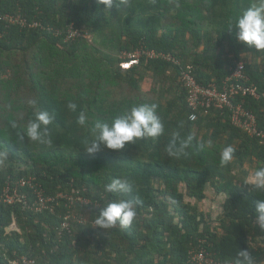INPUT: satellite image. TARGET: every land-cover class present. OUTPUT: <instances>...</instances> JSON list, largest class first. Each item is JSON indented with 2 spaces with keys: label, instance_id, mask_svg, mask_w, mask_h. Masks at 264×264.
<instances>
[{
  "label": "trees",
  "instance_id": "trees-1",
  "mask_svg": "<svg viewBox=\"0 0 264 264\" xmlns=\"http://www.w3.org/2000/svg\"><path fill=\"white\" fill-rule=\"evenodd\" d=\"M255 2L114 0L106 9L98 0H0V151L8 153L0 159V197L23 179L33 186L20 188L29 206L0 200V264L19 257L36 264H190L189 252L201 240L216 260L237 263L238 251L248 250L255 264H264L256 213L264 192L246 185L264 166V145L235 128L229 110H201L191 120L181 82L182 69L191 67L199 84L221 86L243 62L250 83L264 92V50L238 42L236 30L228 29ZM71 29L78 36L68 39ZM32 99L55 117L51 146L17 137L34 116ZM143 103L159 105L162 136L94 155L83 149L89 132L77 123L81 111L91 126ZM245 109L264 129V100L247 98ZM181 122L182 137L211 144L177 159L165 148ZM227 145L235 147L234 159L221 166ZM113 178L130 179L133 191L106 194ZM73 189L89 203L69 207L57 199L37 211L34 192L55 198ZM208 192L219 200L213 215L198 207ZM120 199L140 201L131 226L96 227L99 209ZM68 214L69 228L62 230Z\"/></svg>",
  "mask_w": 264,
  "mask_h": 264
},
{
  "label": "clouds",
  "instance_id": "clouds-1",
  "mask_svg": "<svg viewBox=\"0 0 264 264\" xmlns=\"http://www.w3.org/2000/svg\"><path fill=\"white\" fill-rule=\"evenodd\" d=\"M114 0H98V3L105 5L106 9H111ZM228 29L236 30L238 42L254 47L256 50H264V0H256L255 3L240 11L229 21ZM28 104L34 109V116L29 119L22 129L17 133V137L28 142H33L41 146H51L53 141L50 134V125L55 117L49 111L38 107L35 99L29 100ZM67 107L73 112L77 105L69 102ZM11 108V105H9ZM159 105L157 103H143L124 111L114 117L110 122L97 119L91 126L88 125V118L85 112L81 111L77 117V123L85 127L89 136L83 141V149L90 155L101 151L102 148L109 150H122L127 143H136L141 139L156 140L165 132L164 123L158 114ZM195 119V116L190 117ZM11 129H16V122L9 121ZM184 123L171 134V139L166 145L165 151L169 157L179 159L189 155L190 150L203 151L211 144V141L197 140L193 144L194 137L188 135L182 137L181 131ZM236 149L232 145L223 147L220 152V165L227 166L234 159ZM7 151H0V159H7ZM246 185L252 189L264 192V166L258 167L248 178ZM134 182L128 178H113L104 185L103 191L113 194L131 193ZM139 200L120 199L109 201L95 214L94 225L103 230L113 228L119 224L121 228L131 226L136 218V206ZM257 222L264 228V199L260 200L256 206ZM237 264H255V261L248 250H240L237 253Z\"/></svg>",
  "mask_w": 264,
  "mask_h": 264
},
{
  "label": "built area",
  "instance_id": "built-area-1",
  "mask_svg": "<svg viewBox=\"0 0 264 264\" xmlns=\"http://www.w3.org/2000/svg\"><path fill=\"white\" fill-rule=\"evenodd\" d=\"M9 22L14 23L13 17L6 18ZM16 22H18L16 20ZM34 24V27H37ZM78 36V32L69 31L68 39ZM148 56L155 57L154 53L148 54ZM136 58L138 56H135ZM130 59H133L131 56ZM138 63L137 60H132L129 64ZM177 63V62H176ZM128 67V64L125 65ZM191 67L182 69L181 82L187 91V104L189 105L192 114L190 117L195 116L194 112L203 110L206 115L208 109L216 108L218 110H229L231 124L246 133L247 135L256 139L261 145H264V129H261L258 125L257 117L253 111L245 109V102L247 98H251L255 101L264 100V92H259L257 87L250 83V79L246 73V67L243 62H238L233 69L230 70V74L221 83V86L215 84H209L208 86L199 84L195 79ZM194 119V120H195ZM193 120V119H191ZM33 188L32 181L21 180L17 188L12 189L8 186L4 191L0 200L4 203L15 204L16 202H24L25 197L20 195V188ZM36 195L37 211L42 212L50 209L49 204H53L57 199L66 200L69 207H74L79 204L81 206L87 205L89 200L80 196V192L73 189L70 194H58L55 198H45L41 193L34 192ZM25 205L28 203L24 202ZM52 210V209H51ZM71 215L68 214L65 221L62 223V230L69 228V219ZM76 220L83 222L82 217L79 219L75 216ZM206 242L201 240L199 246L190 250L189 263L190 264H237L236 262H222L216 260L206 249ZM11 264H36L35 260L27 257H19L11 262Z\"/></svg>",
  "mask_w": 264,
  "mask_h": 264
},
{
  "label": "rangeland",
  "instance_id": "rangeland-1",
  "mask_svg": "<svg viewBox=\"0 0 264 264\" xmlns=\"http://www.w3.org/2000/svg\"><path fill=\"white\" fill-rule=\"evenodd\" d=\"M147 87H149V84H146ZM208 199H206L204 202L198 204V207L200 210H204L206 212H211L213 215L215 213V209L217 208V205L219 203V200L213 195V193H209ZM194 201H192L193 203ZM221 205V204H220Z\"/></svg>",
  "mask_w": 264,
  "mask_h": 264
}]
</instances>
